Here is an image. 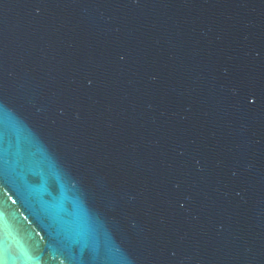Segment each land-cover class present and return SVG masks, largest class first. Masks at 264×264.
Masks as SVG:
<instances>
[{"label": "water", "instance_id": "water-1", "mask_svg": "<svg viewBox=\"0 0 264 264\" xmlns=\"http://www.w3.org/2000/svg\"><path fill=\"white\" fill-rule=\"evenodd\" d=\"M0 264H264V0H0Z\"/></svg>", "mask_w": 264, "mask_h": 264}]
</instances>
